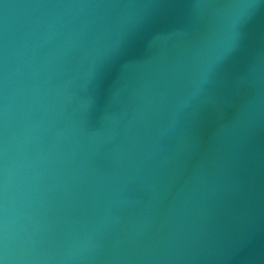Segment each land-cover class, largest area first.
Here are the masks:
<instances>
[{"label": "water", "instance_id": "water-1", "mask_svg": "<svg viewBox=\"0 0 264 264\" xmlns=\"http://www.w3.org/2000/svg\"><path fill=\"white\" fill-rule=\"evenodd\" d=\"M0 264H264V0H0Z\"/></svg>", "mask_w": 264, "mask_h": 264}]
</instances>
